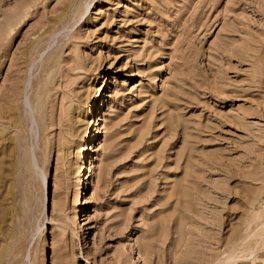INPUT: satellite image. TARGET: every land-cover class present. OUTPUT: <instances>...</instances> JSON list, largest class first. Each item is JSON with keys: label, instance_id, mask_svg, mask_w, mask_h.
<instances>
[{"label": "rangeland", "instance_id": "374dc122", "mask_svg": "<svg viewBox=\"0 0 264 264\" xmlns=\"http://www.w3.org/2000/svg\"><path fill=\"white\" fill-rule=\"evenodd\" d=\"M234 261L264 264V0H0V264Z\"/></svg>", "mask_w": 264, "mask_h": 264}, {"label": "bare ground", "instance_id": "6f19581e", "mask_svg": "<svg viewBox=\"0 0 264 264\" xmlns=\"http://www.w3.org/2000/svg\"><path fill=\"white\" fill-rule=\"evenodd\" d=\"M98 131V130H97ZM99 132V131H98ZM87 184V183H86ZM141 259H142V257H141ZM250 259V258H249ZM248 260V259H247ZM237 262H238V260H236ZM232 264H236V262L234 261Z\"/></svg>", "mask_w": 264, "mask_h": 264}]
</instances>
